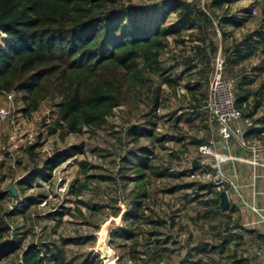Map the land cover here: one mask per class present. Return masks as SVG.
Listing matches in <instances>:
<instances>
[{
	"label": "trees",
	"instance_id": "obj_1",
	"mask_svg": "<svg viewBox=\"0 0 264 264\" xmlns=\"http://www.w3.org/2000/svg\"><path fill=\"white\" fill-rule=\"evenodd\" d=\"M241 1L249 0H210L204 4L208 9L205 12V8L199 9L193 3L161 0L160 5L151 6L152 12L138 15L132 10L121 11L119 7L122 0H0V34L6 38L7 45L6 50L0 47V97L18 94L22 104L20 114L24 118L30 119L42 104L56 101L52 106L56 113L48 132L57 133L60 139H64L67 136H80L85 131L102 129L121 105L143 101V98L151 102L149 111L152 116L147 118L150 128L144 129L142 136L138 135L135 127L131 133V142L136 145L140 137L149 140L150 147L140 149L137 156L139 160L127 164L121 162L115 175L102 174L98 175L99 179L90 173L86 163H79L83 180L77 181L70 189V195L76 200L74 211L79 217L83 215L77 205L85 206L79 197L91 183L103 180L118 186L119 182L121 189L128 192L127 196L131 200L123 220L130 221L131 227L147 226L145 231L139 230L141 243L135 241L132 230L120 232L126 241L131 240L130 258L133 261L137 260L138 248H144L139 254L145 258L142 264H170V237L161 231V228L167 226L166 217L160 218L153 211L146 214V211L151 210L150 205L156 204L149 188L152 181L162 178L175 180L178 179L176 177L186 175L182 173L175 177L168 168L155 161L153 154V150L162 148L169 141L165 136L157 137V123L153 121L160 109L162 86L176 92L178 84L169 74L175 66L165 67L161 60L170 40L175 45L183 44L184 34H189V42L195 45L184 72L196 70V74L202 77L201 83H186L185 90L192 104L189 105L191 112L183 113V122L189 124L188 116L198 111L200 105L201 108L205 106L207 93L203 87L207 85L206 75L212 67V57L219 52L224 64L223 76L226 74L224 78L235 79L234 104L242 114L241 122L253 121L264 126V118L254 119L264 105V86L252 90L255 78L250 80L248 76L249 72H256L259 76L264 74V7L260 8L257 25L248 29L253 19L251 11L240 12L238 15L230 13L231 6ZM217 10L222 11L220 15H217ZM127 16L128 23L125 21ZM170 16H174L175 20L167 24ZM214 20L218 22L222 41L219 45L210 37L215 35L212 30ZM230 28L231 32L228 31ZM236 33H239L238 37ZM253 61L256 63L253 64ZM180 121L176 117L174 125L177 126ZM263 131V128L251 127L242 137L253 135L261 138ZM209 133L208 113L204 111L201 138L192 139L189 146L197 150L208 142ZM183 140H186L184 136L178 135L177 141L181 143ZM32 149L28 147L26 152L34 158ZM187 151L188 148L184 147L182 153ZM83 154V145L57 153L53 159L44 162L42 181L51 184L53 173L62 164ZM168 158L173 156L169 155ZM200 159V163H190L188 176L191 177L192 172L200 166L203 172H212L211 166L204 164L203 157L200 156ZM185 189L191 190V201L203 208L202 218L212 221L213 224L207 225L214 231V238H218L214 248L220 249L219 258H222L223 252L231 249L233 239L228 221L234 211H229L228 207L223 213L220 212L218 204L221 190L210 182L195 181L169 189L168 192ZM1 197L12 198L7 190ZM39 202L29 196L23 200V210L18 211L14 207L6 213L10 217L17 214L29 227L21 236L12 239L5 238L4 232H7L8 227L0 229V262L9 260L10 264H63L59 247H51L49 243L35 237L34 226L38 219L32 217L31 211ZM102 209L105 208L90 209L91 217ZM57 215L62 218L64 213L58 212ZM117 216L116 210L112 217ZM169 219V229L180 228L175 216ZM104 221L102 219L98 225ZM197 250H193V254L187 253V257L192 259L193 255L199 253ZM210 262L218 264L212 260L206 263L201 260H190L187 263L181 261V264ZM116 263L120 264V259Z\"/></svg>",
	"mask_w": 264,
	"mask_h": 264
},
{
	"label": "rangeland",
	"instance_id": "obj_2",
	"mask_svg": "<svg viewBox=\"0 0 264 264\" xmlns=\"http://www.w3.org/2000/svg\"><path fill=\"white\" fill-rule=\"evenodd\" d=\"M161 0H122L120 3L121 11H135L138 15H144L146 11H151L154 4L160 5ZM196 4L199 9L205 8L208 11L205 2L210 0H172ZM208 3V2H207ZM129 7H131L129 9ZM264 7V0L241 1L231 6V15H238L240 12L251 11L252 20L248 24V29L254 28L258 23L260 8ZM152 12V11H151ZM217 10V15L221 14ZM174 16H170L167 24L174 22ZM129 22V16L125 18ZM148 23V22H147ZM218 22L213 21L215 35L210 36L214 43H222L218 32ZM210 31V32H209ZM231 32V28L228 29ZM209 33H213L208 30ZM237 37L239 33H236ZM183 44L175 45L171 40L166 52L161 60L165 67L175 66L169 71L172 79L178 83L176 92H173L166 86H162L163 94L160 98V109L156 113L153 121L157 123V137L165 136L169 141L164 143L162 148L153 150L155 161L168 168L169 172L178 176L186 173L178 179L162 178L152 181L149 192L153 196L155 205H150L146 214L155 212L160 218L166 217L167 226L161 228V231L170 237L169 254H171L170 264L187 263V261L208 262L212 260L218 264H240L236 258L230 257L231 250H226L219 258L220 249H215L214 245L218 238H214L212 231L207 224H213L212 221H206L203 216V208L195 202H192L191 190L185 189L174 193L168 190L179 187V185L192 184L195 181L199 183H209L207 174L209 171L201 172V175L192 179L189 175V165L192 161L201 162L196 149L189 146L192 139L201 138V118L207 106L200 105L196 112L188 116L190 123L183 122V113H190L189 105L192 104L190 97L185 90L186 83L194 85L201 83V75H197L196 70L184 72L187 68L188 57L191 56L192 47L195 43L189 42V34L183 36ZM179 41V40H178ZM0 47L6 50V38L0 34ZM212 65L216 56L212 57ZM256 61H253L255 64ZM201 68V67H200ZM198 69V68H197ZM212 67L207 73V85L203 89L208 92ZM184 72V73H183ZM183 73V74H181ZM226 76V74L224 75ZM250 80L255 78L251 86L252 90H257L260 85L264 86V74L259 76L256 72H249ZM259 79L256 80V78ZM206 78V77H205ZM226 80L235 84V79ZM157 83V82H156ZM264 95V90H263ZM55 102H47L41 105L40 109L30 118L26 119L20 114L22 104L20 96L11 93L0 97V229H6L5 238L12 239L15 236H21L26 232L29 224L23 221V218L17 214L7 216L6 213L11 208L16 207L18 211L23 210L22 203L24 198L32 196L36 201H40L32 207V217L38 221L35 223V237H39L49 243L51 247L57 246L62 251L63 264H142L145 258L141 256L144 248H138L137 260L133 261L131 255V240L126 241L124 235L120 234L124 230H132L135 235V241L141 243L139 230L145 231L147 226L141 225L131 227L130 221H124L131 198L128 192H124L120 183L118 186L109 181H99L91 183L86 191L79 197L85 206L77 205L82 213L79 217L74 211L76 207L75 197L70 195L71 187H74L77 181H82L81 168L79 163H86V168L90 173H94L96 179L98 175H115L118 166L137 162L140 149H149V140L141 138L136 145L131 142V133L133 127L138 135L142 136L144 129H149L147 118L152 114L149 109L151 102L143 98V101L129 102L121 105L115 110L112 117L107 120L106 125L97 131H85L80 136H67L60 139L58 134L48 132V127L52 124L56 110L52 107ZM148 103V107H146ZM202 109V110H201ZM173 114L170 117V114ZM203 113V114H202ZM178 117L181 121L174 125V119ZM264 118V105L254 119ZM186 119V118H185ZM252 126L257 125L258 129L263 126L257 122L250 121ZM197 127L199 132H197ZM211 135H216V127H210ZM178 135H183L186 140L181 143L177 141ZM83 145L84 154L74 157L62 164L54 173L51 184L42 181V170L45 161L53 159L59 153L66 151L70 147ZM28 147H33L31 158L26 152ZM184 147L188 148L183 152ZM169 155L173 158H168ZM127 156V159L125 158ZM126 159V160H124ZM208 159H212L209 157ZM21 183V185L19 184ZM10 186H13L19 196L1 197V194ZM168 192V193H167ZM230 203L228 204V207ZM105 208L91 217L89 212L92 208ZM227 207V208H228ZM118 211L117 217H112V213ZM230 211V210H229ZM62 212L64 216L60 218L57 213ZM17 213V212H16ZM230 214V213H229ZM6 215V216H5ZM170 216H175V221L180 223V228L169 229L168 221ZM105 221L98 225L101 220ZM98 225L97 229L95 227ZM96 225V226H95ZM137 229V230H136ZM103 247L111 252V258H104L102 254ZM206 248V250H204ZM243 248V247H242ZM240 247V249H242ZM195 249L199 253L193 255L192 259L187 257V253L193 254ZM203 251H205L203 253ZM182 263V264H183ZM0 264H10L9 260L2 261ZM213 264V263H208Z\"/></svg>",
	"mask_w": 264,
	"mask_h": 264
},
{
	"label": "crops",
	"instance_id": "obj_3",
	"mask_svg": "<svg viewBox=\"0 0 264 264\" xmlns=\"http://www.w3.org/2000/svg\"><path fill=\"white\" fill-rule=\"evenodd\" d=\"M256 126L250 121L240 123L243 134L251 127L258 129ZM246 137L243 139L249 148L244 149L233 140L224 143L215 135L213 149L225 157L220 163L221 173L237 186L240 195L238 198L237 193L229 190V210L234 211L228 221L233 239L230 257L240 264H264V131L261 138ZM250 147L256 151L253 153ZM208 158L203 157V162L212 166L215 159Z\"/></svg>",
	"mask_w": 264,
	"mask_h": 264
},
{
	"label": "built area",
	"instance_id": "obj_4",
	"mask_svg": "<svg viewBox=\"0 0 264 264\" xmlns=\"http://www.w3.org/2000/svg\"><path fill=\"white\" fill-rule=\"evenodd\" d=\"M224 64L223 59L218 53L212 65V74L210 76L208 92H207V111L208 123L210 127H216V135L218 138L227 143L233 140L238 143L241 148L246 149L247 143L243 140V132L240 128L242 114L235 107L232 83L223 76ZM214 137L211 135L210 140L198 147L197 152L201 157H212L214 163L211 166L212 172L207 174L209 182L218 190L225 191L227 195L229 190L237 193V186L224 177L220 170V163L225 161V157L214 152ZM249 148V147H248ZM254 153L256 149L250 147ZM201 166L191 174V178H198L201 175ZM238 198L240 195L237 193Z\"/></svg>",
	"mask_w": 264,
	"mask_h": 264
},
{
	"label": "water",
	"instance_id": "obj_5",
	"mask_svg": "<svg viewBox=\"0 0 264 264\" xmlns=\"http://www.w3.org/2000/svg\"><path fill=\"white\" fill-rule=\"evenodd\" d=\"M7 192L12 196V197H15L16 196V192H15V189L13 186H10L8 189H7ZM228 204H229V198H228V195L225 191H220L219 193V204H218V207H219V210L221 213H223L225 211V209L228 207Z\"/></svg>",
	"mask_w": 264,
	"mask_h": 264
},
{
	"label": "bare ground",
	"instance_id": "obj_6",
	"mask_svg": "<svg viewBox=\"0 0 264 264\" xmlns=\"http://www.w3.org/2000/svg\"><path fill=\"white\" fill-rule=\"evenodd\" d=\"M102 254H103L104 258H107V259L111 258V252L108 248L103 247Z\"/></svg>",
	"mask_w": 264,
	"mask_h": 264
}]
</instances>
